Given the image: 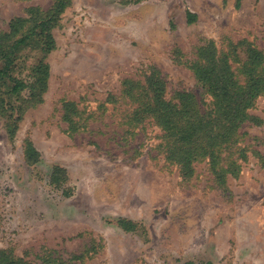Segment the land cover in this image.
I'll list each match as a JSON object with an SVG mask.
<instances>
[{
  "label": "rangeland",
  "instance_id": "rangeland-1",
  "mask_svg": "<svg viewBox=\"0 0 264 264\" xmlns=\"http://www.w3.org/2000/svg\"><path fill=\"white\" fill-rule=\"evenodd\" d=\"M54 1L0 0V33ZM52 34L55 50H25L15 74L44 60L42 102L23 105L14 139L0 115V264H264V95L249 111L261 124L238 134L246 160L224 184L208 162L184 179L154 124L129 135L122 98L127 81L155 76L168 100L191 93L205 110L196 69L209 57L239 73L253 50L264 70V0H72Z\"/></svg>",
  "mask_w": 264,
  "mask_h": 264
},
{
  "label": "trees",
  "instance_id": "trees-1",
  "mask_svg": "<svg viewBox=\"0 0 264 264\" xmlns=\"http://www.w3.org/2000/svg\"><path fill=\"white\" fill-rule=\"evenodd\" d=\"M71 5L72 0H55L47 13L29 9L28 17L14 18L9 31L0 33V115L7 117V134L11 139L15 138L22 120L23 105L42 102L50 76V68L43 59L30 69L23 65L29 73L16 76L22 70L17 62L23 59V63H27L30 57L20 56L29 48L35 50V46L44 56L55 50L52 31ZM207 60V66L196 69L203 90L211 99L205 110L191 93H176L168 100L163 81L155 76L147 78L144 84L127 81L122 98L128 99L132 106L126 121L129 135H134L135 130L147 123L154 124L161 132L158 148L164 161L178 166L184 179L194 175L197 164L208 162L215 179L224 184L228 175L239 173V161L246 160L244 149L238 145L240 129L247 122L261 124L260 120L249 116V111L264 95L263 55L249 50L247 62L239 73L232 70L227 58L214 54ZM67 108L70 112L65 119L74 125L73 117L79 113L73 104L67 103ZM70 129L73 130V126ZM25 153L29 161L38 157L30 141L26 142ZM235 155L238 157L233 160ZM119 225L125 231L133 230L131 223L120 222Z\"/></svg>",
  "mask_w": 264,
  "mask_h": 264
}]
</instances>
